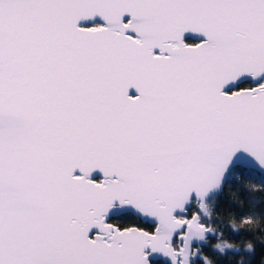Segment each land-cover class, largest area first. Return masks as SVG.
Listing matches in <instances>:
<instances>
[{
  "label": "snow or ice",
  "instance_id": "snow-or-ice-1",
  "mask_svg": "<svg viewBox=\"0 0 264 264\" xmlns=\"http://www.w3.org/2000/svg\"><path fill=\"white\" fill-rule=\"evenodd\" d=\"M233 181L264 190V0H0V264H227Z\"/></svg>",
  "mask_w": 264,
  "mask_h": 264
},
{
  "label": "trees",
  "instance_id": "trees-1",
  "mask_svg": "<svg viewBox=\"0 0 264 264\" xmlns=\"http://www.w3.org/2000/svg\"><path fill=\"white\" fill-rule=\"evenodd\" d=\"M255 183H259L256 181ZM232 189L236 190V203H233V192L228 188L222 191L219 195V204L217 210L223 213L225 222H230V211H235L237 217L235 226L237 230H242L234 233L231 229H227L233 240L216 241L220 247L228 252L229 259L227 264H238V260H242V264H262L264 258V190L256 188L254 185L244 187L235 181L232 182ZM242 201V203H240ZM239 204V207H237ZM248 215L251 219V224H240V215ZM229 245L241 249V252H232ZM251 245L253 251H243ZM210 264H217V253H209ZM223 259V257H222Z\"/></svg>",
  "mask_w": 264,
  "mask_h": 264
},
{
  "label": "clouds",
  "instance_id": "clouds-1",
  "mask_svg": "<svg viewBox=\"0 0 264 264\" xmlns=\"http://www.w3.org/2000/svg\"><path fill=\"white\" fill-rule=\"evenodd\" d=\"M248 247H250V245Z\"/></svg>",
  "mask_w": 264,
  "mask_h": 264
}]
</instances>
